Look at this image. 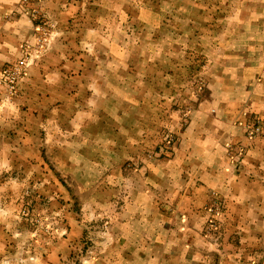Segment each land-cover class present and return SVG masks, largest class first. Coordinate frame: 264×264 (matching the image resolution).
Returning <instances> with one entry per match:
<instances>
[{
	"label": "rangeland",
	"instance_id": "obj_1",
	"mask_svg": "<svg viewBox=\"0 0 264 264\" xmlns=\"http://www.w3.org/2000/svg\"><path fill=\"white\" fill-rule=\"evenodd\" d=\"M20 3L1 7L0 232L61 226V264H102L122 227L170 218L215 258L229 179L264 145V0Z\"/></svg>",
	"mask_w": 264,
	"mask_h": 264
},
{
	"label": "crops",
	"instance_id": "obj_2",
	"mask_svg": "<svg viewBox=\"0 0 264 264\" xmlns=\"http://www.w3.org/2000/svg\"><path fill=\"white\" fill-rule=\"evenodd\" d=\"M3 3H7L6 8L10 10L17 9L18 5L21 9L24 8L20 0H0V20ZM32 5L33 2L30 1L25 7L31 8ZM25 14L24 11H20L17 16L19 19L16 20L21 21L23 19L21 15L25 16ZM4 56L3 58H9L12 54L8 57ZM255 66L257 70L253 77L256 75L255 78L259 82L256 84L258 89L259 86H264V76L260 75V65ZM245 73L247 76H244L243 81L248 79L252 71ZM253 144L254 146L248 151V162L242 164L238 173L233 174L229 179L234 191L228 195L227 201L233 202L235 207L226 212V215L229 212L228 216H232V225L227 227L225 225V231L227 234L232 232L234 236L220 244L215 258L208 253L194 257V243L191 237L187 239V227L176 226L170 218L163 221L156 220L150 224H146L141 219L137 220L135 227H122L119 231L120 236L117 235L113 240L108 241V252L103 255L102 264H264V145L257 146V140ZM229 175L231 174L225 173L222 167L212 176L224 183ZM43 205L45 207V202ZM46 211L47 209L42 210V208L39 210L44 214L47 213ZM52 214L57 219L61 215L64 216L58 207ZM228 227L230 228L227 229ZM60 228L61 226L57 228L52 239L47 237L43 245L32 241L31 244L22 242L21 247H18L16 239L13 241L10 228L8 236L6 232H0V264H61V258L68 255L75 246L71 248L66 244L65 236L59 235ZM70 228L78 230L77 237H79L82 232L81 227L74 224L70 225ZM182 233L184 236H178ZM13 234L16 236L17 228L14 229ZM73 242H75L74 238ZM103 244L104 242H99V245L103 246ZM76 245L80 247V243ZM18 249H21L19 254Z\"/></svg>",
	"mask_w": 264,
	"mask_h": 264
},
{
	"label": "built area",
	"instance_id": "obj_3",
	"mask_svg": "<svg viewBox=\"0 0 264 264\" xmlns=\"http://www.w3.org/2000/svg\"><path fill=\"white\" fill-rule=\"evenodd\" d=\"M20 65H21V66H19V68H21L22 65H24V60H23V61H20ZM17 67H18V66H17Z\"/></svg>",
	"mask_w": 264,
	"mask_h": 264
}]
</instances>
